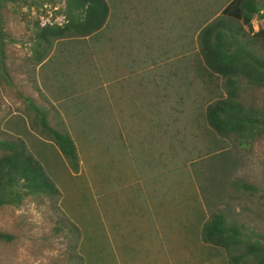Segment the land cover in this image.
Masks as SVG:
<instances>
[{
    "label": "rangeland",
    "instance_id": "1",
    "mask_svg": "<svg viewBox=\"0 0 264 264\" xmlns=\"http://www.w3.org/2000/svg\"><path fill=\"white\" fill-rule=\"evenodd\" d=\"M228 1L107 0L98 34L55 42L42 64L32 59L33 23H62L65 0L6 4L0 136L29 98L67 129L80 162L75 174L55 145L41 144L59 194L0 209L10 237L0 264H228L198 227L226 209L264 236V206L234 184H264V138H218L204 113L221 81L204 83L194 69L196 27ZM243 98L264 108L263 87L247 86Z\"/></svg>",
    "mask_w": 264,
    "mask_h": 264
},
{
    "label": "trees",
    "instance_id": "2",
    "mask_svg": "<svg viewBox=\"0 0 264 264\" xmlns=\"http://www.w3.org/2000/svg\"><path fill=\"white\" fill-rule=\"evenodd\" d=\"M10 1L0 0V80L9 76L5 52L9 40L2 9ZM24 2L28 7H38L44 2L55 5L60 0ZM59 13L64 16L62 23L41 25L39 19L33 23L34 43L30 48L36 64L48 59L55 42L98 34L110 8L106 0H65ZM200 22L196 27L199 60L195 59L194 69L204 83L206 77L221 81V85L213 83V91H209L212 98L204 113L207 125L218 138L233 137L240 145L263 139L264 108L246 102L243 94L247 86L264 88V11L256 0H230L218 16ZM25 101V115L0 136V209L20 207L37 196H58V171L45 154L44 143L55 145L73 173L79 170L78 148L67 129L53 125L46 108L29 98ZM234 184L257 196L264 206V184L256 186L243 180ZM198 227L202 242L226 252L228 264H264V236L247 233L245 224L231 210L213 212ZM9 238L0 232V241Z\"/></svg>",
    "mask_w": 264,
    "mask_h": 264
},
{
    "label": "crops",
    "instance_id": "3",
    "mask_svg": "<svg viewBox=\"0 0 264 264\" xmlns=\"http://www.w3.org/2000/svg\"><path fill=\"white\" fill-rule=\"evenodd\" d=\"M106 2H107V0H106ZM109 5V4H108ZM109 8H110V6H109Z\"/></svg>",
    "mask_w": 264,
    "mask_h": 264
}]
</instances>
